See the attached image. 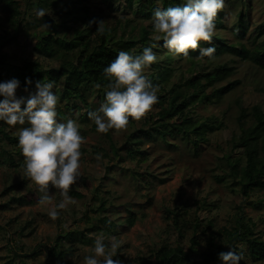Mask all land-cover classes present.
<instances>
[{
  "label": "rangeland",
  "instance_id": "374dc122",
  "mask_svg": "<svg viewBox=\"0 0 264 264\" xmlns=\"http://www.w3.org/2000/svg\"><path fill=\"white\" fill-rule=\"evenodd\" d=\"M16 1L21 11L17 31L7 18L6 4L0 1V36L6 35V31L17 33L14 40L2 48L8 59L7 64L20 65L28 59L39 61L47 68L58 67L61 59L45 57L37 53L34 46L38 41L37 34L51 25L50 18L62 23L60 11H68L66 4L55 6L48 0ZM228 1L231 5L234 0ZM251 1L250 31L264 19L263 0ZM78 6L66 17L68 26L72 28L59 27L70 36L74 27H84L95 15L101 17L103 27L109 30L116 27L119 37L123 35L128 38L134 25L136 28L132 32L140 34L147 25L146 21L131 12H124L120 5L117 9L102 4L101 0H87ZM41 7L48 12L45 18L35 15L34 10ZM239 8V3L229 6L226 28L219 31L231 43L235 41V35L229 27L237 19ZM249 41L247 39L246 43L249 44ZM198 61L201 68L228 64L234 68V73L223 83L240 81L221 99L207 101L194 108L193 116L197 122L212 115L223 121L222 126L207 134L208 141L201 143L199 154L179 136L169 137L173 143L171 146L159 136L154 139L143 136L141 148L147 151L149 157L146 160L133 159L124 150L117 156L111 149L110 140L118 146L122 145L133 131L144 126L145 120L154 122L160 106L153 105L141 119L129 122L125 129L109 130V138L107 133L96 131L89 117L83 121L80 111L68 108L67 104L72 103L70 93L62 83L58 85L55 90L58 95L57 108L65 111L67 119L78 123L83 142L80 149L81 175L76 184L70 186L69 194L74 203L59 210L60 215L55 220L50 219L47 212L59 202V193L53 189L52 200L48 204L39 203L37 186L30 180L22 182L24 158L17 156V166L4 160V150H11L13 146L0 133V264H53L55 258L49 255L48 249L57 239L63 242L62 235L71 232L77 236L85 233L90 240L87 243L76 240L65 242L63 247H73L63 259L67 264H83L84 257L93 254L97 236H114L120 242L113 258L120 259L122 264H137L140 258H150L156 262L152 255L163 245L182 246L185 251H190L192 238L197 231L201 241L199 250L205 249L209 235L215 236L216 244H223L229 249L239 228L240 215L253 218L256 235L264 239V182L252 189L246 198L240 192V185L235 184L228 174L225 159V155L230 153L234 159L242 156L243 149H233L234 141L239 142L241 134L238 117L242 108L246 112H250L254 105L264 108V70L248 59L229 54L211 61ZM172 66L175 76L161 84L155 82L151 68L146 70L147 77L158 85L157 95L167 93L181 74L186 75L194 68L185 58L176 57ZM17 94L24 96L20 89ZM88 101L96 111L104 99L92 92ZM56 119L60 122L67 120L58 116ZM251 119L249 116L248 125H251ZM0 126L3 124L0 123ZM20 127L7 125L6 130L18 137ZM256 136H259V140L261 136L264 137V132L253 134L249 131L246 139L252 141ZM177 213L180 214L179 225L174 222ZM132 216L135 221L130 223ZM195 224H198V228ZM240 245L247 249V245ZM243 257L240 264H264V261H254L245 254Z\"/></svg>",
  "mask_w": 264,
  "mask_h": 264
},
{
  "label": "trees",
  "instance_id": "16d2710c",
  "mask_svg": "<svg viewBox=\"0 0 264 264\" xmlns=\"http://www.w3.org/2000/svg\"><path fill=\"white\" fill-rule=\"evenodd\" d=\"M6 4V12L8 20L15 26L16 31L20 25V9L17 8L16 0H0ZM55 6L66 4L68 11H60L62 23H58L53 18L49 19L51 25L37 34L38 41L34 49L37 53L48 58H59L61 63L58 67H44L39 61L24 60L20 65L7 64V56L2 51L3 46H7L14 40L15 33L6 31V35L0 36V82L16 78L20 81L22 93L24 96L27 92L24 91L26 82L32 81L31 90H35L36 81L43 82L53 81L55 92L60 83L64 89L70 93L72 103L67 106L70 109L80 111L81 120H88V113L93 111L91 104L88 101L90 93L94 92L100 98L105 99L106 85L108 83L104 68L108 66L121 50L127 51L130 54H140L144 47L150 46L155 42L158 47L153 51L157 54V62L152 64L151 68L155 82L162 83L171 81L175 76L174 58L184 59L182 54L175 56L168 49L162 46L163 41H154L152 39V16L154 10L159 8L175 7L183 3V0H101L102 4L115 6L119 9L129 11L134 16L143 19L147 22L141 30V33H133L128 38L117 35L116 27L109 30L104 28L103 34L98 29V23L93 21H101L99 15L93 16L84 27L77 26L73 28L71 36L68 32L62 31L59 27L69 29L67 20L68 13L74 12L79 6L87 0H48ZM228 4V7L226 5ZM239 3L240 8L237 10V19L232 22L229 27L235 35V41L229 42L222 37L219 31L226 28L228 17L227 10L229 6ZM118 4V6H116ZM264 4V0H263ZM253 9L251 0H234L231 5L227 0L222 10L218 11L215 19V34L212 40L201 41L203 47L213 46L215 48L214 57H219L224 54L239 56L242 59H248L264 70V19L255 29L250 27V14ZM262 13L264 14V6ZM47 16V15H45ZM44 16V18H45ZM75 20V19H74ZM250 39L249 44L246 40ZM189 62L194 68L186 75L181 74L178 81L172 84V87L165 94H158V100L154 105L160 106L157 111V117L154 122L145 120L142 128L133 131L125 140L118 146L112 139L111 149L115 154L120 156L122 150L133 159L140 158L146 160L149 156L147 151L141 148L143 136L148 139H154L159 136L167 145L173 143L169 137L179 136L187 144H190L194 151L199 154L201 143L207 142V134L222 126V119L216 115L208 116L204 120L197 122L193 116V110L196 106L207 101L221 99L226 93L232 91L240 83L239 80L223 83L226 79L233 75L234 68L228 64H219L210 68H201L200 61H211L207 57L201 59L198 56L199 49L189 50ZM214 58V60H215ZM199 65V66H198ZM147 76V72H145ZM99 85V87H97ZM73 93V94H72ZM23 107V106H22ZM57 116L67 119L65 111L57 108ZM251 116V125H248V117ZM136 120L129 117V122L134 123ZM241 126V134L239 142L234 141L233 149H243L242 156L233 158L232 153L226 154L225 159L229 169L228 174L233 178L235 184L240 185V192L246 198L250 195L260 182H264V137L256 136L254 140L247 141L246 134L251 131L253 134L264 132V108L261 105H254L250 112H246L242 108L238 117ZM3 126H0V133L11 144L12 148L5 149L3 152L4 160L13 165H18L17 156L24 158L18 146V137H14L6 130L7 124L0 121ZM111 138L110 133H107ZM122 158V156H121ZM123 159V158H122ZM121 159V160H122ZM30 179L24 175L23 183ZM179 213H177L174 222L179 225ZM130 223L135 221V217L129 218ZM199 224V223H198ZM198 224H195L198 228ZM239 228L237 229L234 239L230 242L229 249L223 244L215 243V236L209 235L206 239V247L203 251L199 250L201 241L199 240L198 231L192 238L190 251H185L182 246L170 247L163 245L150 258H140L137 264H212L219 261L218 255L220 252H227L230 248L237 252H242L254 261H264V239L256 235V222L253 218H246L243 215L238 217ZM111 228V226H109ZM63 242L58 239L56 243L48 249L49 255L55 260L53 264H67L63 259L67 252L72 251L73 247H63L65 242L80 241L83 243L89 242L90 238L85 233L73 235V233L62 235ZM247 245V249L240 245ZM194 254H197L194 256Z\"/></svg>",
  "mask_w": 264,
  "mask_h": 264
},
{
  "label": "clouds",
  "instance_id": "9594fccd",
  "mask_svg": "<svg viewBox=\"0 0 264 264\" xmlns=\"http://www.w3.org/2000/svg\"><path fill=\"white\" fill-rule=\"evenodd\" d=\"M224 6L225 0H183L175 7H157L152 16V39L162 40V46L175 56L182 54L187 59L190 49H199V58L214 59L215 48L203 47L200 42L212 40L215 19ZM34 11L41 18L48 13L42 7ZM93 23H98L97 30L103 34V21ZM158 46L153 42L140 54L121 50L104 68L108 81L104 102L99 109L88 113L98 133L125 129L129 117L141 119L157 102L158 85L153 84L145 72L157 62L153 49ZM31 84V80L26 82V96H18L17 90L21 87L18 79L0 82V121L9 126H22L18 129V146L24 157V175L37 186L40 204L52 200L53 189L59 193V202L47 212L49 218L55 220L60 215L59 210L74 203L69 193L70 186L75 185L81 175L83 137L75 120L69 118L60 122L56 119L58 95L53 91L54 82L38 80L34 91ZM119 247L120 242L114 236H97L93 254L85 256L83 264H122L120 259L113 258ZM218 259L221 264H240L244 257L242 252L230 248L220 252Z\"/></svg>",
  "mask_w": 264,
  "mask_h": 264
}]
</instances>
